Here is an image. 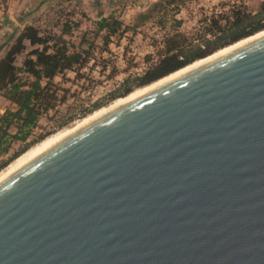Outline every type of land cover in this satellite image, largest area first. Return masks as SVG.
I'll list each match as a JSON object with an SVG mask.
<instances>
[{
    "label": "water",
    "instance_id": "1",
    "mask_svg": "<svg viewBox=\"0 0 264 264\" xmlns=\"http://www.w3.org/2000/svg\"><path fill=\"white\" fill-rule=\"evenodd\" d=\"M0 264H264V35L3 179Z\"/></svg>",
    "mask_w": 264,
    "mask_h": 264
},
{
    "label": "rangeland",
    "instance_id": "2",
    "mask_svg": "<svg viewBox=\"0 0 264 264\" xmlns=\"http://www.w3.org/2000/svg\"><path fill=\"white\" fill-rule=\"evenodd\" d=\"M183 1V4L176 2L151 13L150 18L139 23L134 31L113 36L107 47L102 43L104 33L97 37L94 35L96 22L102 17L113 16L124 26L132 27L137 23V17L149 12L159 0H40V8L33 5L26 15L20 14L18 23H27L19 25L14 31L11 27L10 34L0 39V58L8 48L7 42H12L8 38L11 35L15 38L28 25L34 26L39 36L49 39L62 37L75 49L79 47L83 35L87 34L85 39L93 43L94 48L85 66L53 79V84L59 89L55 107L39 118L26 142H15L7 153H0V165L8 161L6 166L0 168V175L60 133L72 132L91 115L128 96H121L125 88L132 86L131 93L144 88L136 87L135 79L160 59L167 35L174 32L184 35L188 43L187 51L197 48L206 50L204 41H215L216 37L207 32L211 20H219L220 25H225L227 20L231 21L233 12L239 11L252 16L261 13L258 18L264 23V0ZM176 22H179V26L175 25ZM23 43L25 50L14 61L18 68L22 67L31 50L41 49V46H32L28 41ZM20 77L25 78V75L20 74ZM8 107L9 103L0 91V115ZM26 145V151L10 161Z\"/></svg>",
    "mask_w": 264,
    "mask_h": 264
},
{
    "label": "trees",
    "instance_id": "3",
    "mask_svg": "<svg viewBox=\"0 0 264 264\" xmlns=\"http://www.w3.org/2000/svg\"><path fill=\"white\" fill-rule=\"evenodd\" d=\"M176 2L183 4L184 1L159 0L149 12L140 14L137 17V23L132 27L124 26L120 20L113 16L102 17L95 23L94 35L97 37L104 33L102 43L104 47H107L113 36H120L128 30L134 31L139 23L150 18L151 13ZM260 15L261 13L252 16L235 11L231 21L227 20L225 25H220L219 20H211L207 32L216 37L215 41H204L206 50L197 48L194 51H187L188 43L184 35L178 32L167 35L160 52V59L141 77L135 79V86H148L198 60L211 56L221 48L231 46L263 31L264 23L258 18ZM175 25L179 26V22H176ZM85 36L87 34L83 35L77 49L69 45L62 37L49 39L39 36L38 30L32 25L24 27L15 38L13 35L8 38L12 42H7L6 47L8 46V48L0 58V91L3 98L9 103V107L0 115V153H7L15 142H26L39 118L55 107L59 89L53 84V79L88 63L94 46L93 43L86 41ZM24 41H28L32 46H41V49L31 50L23 61L22 67L18 68L14 65V61L15 57L25 50ZM50 42H52L51 45ZM85 44L88 47H83ZM20 74L25 75V78L20 77ZM132 88V86L125 88L121 96L130 94ZM27 147L28 145L15 153L10 161L24 153ZM7 164L8 161L2 163L0 168Z\"/></svg>",
    "mask_w": 264,
    "mask_h": 264
},
{
    "label": "bare ground",
    "instance_id": "4",
    "mask_svg": "<svg viewBox=\"0 0 264 264\" xmlns=\"http://www.w3.org/2000/svg\"><path fill=\"white\" fill-rule=\"evenodd\" d=\"M261 35H264V30L259 32V33L254 34L251 37L243 39V40H241V41H239V42H237V43H235V44H233L231 46H228V47H226V48H224V49H222L220 51H217L216 53L212 54L211 56H209V57H207L205 59L198 60V61L188 65L187 67H185V68H183V69H181V70H179V71H177V72H175V73H173V74H171V75H169V76H167V77H165V78H163L161 80H158V81H156V82H154V83H152V84H150L148 86H145L144 88H142V89H140L138 91H135V92L129 94L125 98L113 103L111 106H109V107H107V108L95 113L94 115H91L90 117H88L87 119L82 121L80 125H77V126L80 127L81 125L87 123L88 121H90V120H92V119H94V118H96V117H98V116H100V115H102V114H104V113H106V112H108V111H110V110H112V109H114V108H116V107L128 102L129 100H131V99L141 95L142 93H144V92H146V91H148V90H150V89H152V88H154V87H156V86H158V85H160V84H162V83H164V82L176 77L177 75H179V74H181V73H183V72H185V71H187V70H189V69H191V68H193V67H195V66H197V65H199V64H201V63H203L205 61H207V60H210V59L215 58V57H217V56H219L221 54H224V53H226V52H228V51H230V50H232V49H234V48H236V47H238V46H240V45H242L244 43H247V42H249V41L261 36ZM69 133L70 132H62V133H60L59 135H57L56 137L51 139L49 142L44 143V145L39 150L33 151L31 154H29L26 157H24L23 159H21V161H19L14 166H12L10 169H8L6 172H4L3 174L0 175V182L3 179H5L6 177H8L10 174H12L14 171H16L18 168H20L22 165H24L26 162L31 160L33 157H35L36 155H38L39 153H41L45 149L49 148L51 145H53L55 142H57L58 140H60L61 138H63L64 136H66Z\"/></svg>",
    "mask_w": 264,
    "mask_h": 264
},
{
    "label": "crops",
    "instance_id": "5",
    "mask_svg": "<svg viewBox=\"0 0 264 264\" xmlns=\"http://www.w3.org/2000/svg\"><path fill=\"white\" fill-rule=\"evenodd\" d=\"M39 2L40 0H0V39L9 35L11 29H13V31L17 30L19 25L27 23V21L18 23L17 19L19 15L22 13L26 15L30 12L28 8L33 5H35V7L39 6L40 8L41 5Z\"/></svg>",
    "mask_w": 264,
    "mask_h": 264
}]
</instances>
